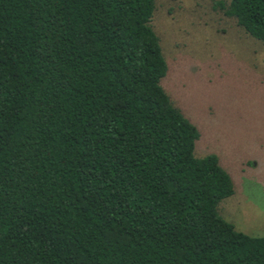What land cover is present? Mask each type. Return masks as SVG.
Instances as JSON below:
<instances>
[{"label": "trees", "instance_id": "obj_1", "mask_svg": "<svg viewBox=\"0 0 264 264\" xmlns=\"http://www.w3.org/2000/svg\"><path fill=\"white\" fill-rule=\"evenodd\" d=\"M156 0H0V264H264L162 81ZM219 6L264 44V0Z\"/></svg>", "mask_w": 264, "mask_h": 264}, {"label": "rangeland", "instance_id": "obj_2", "mask_svg": "<svg viewBox=\"0 0 264 264\" xmlns=\"http://www.w3.org/2000/svg\"><path fill=\"white\" fill-rule=\"evenodd\" d=\"M156 1L152 25L169 64L162 84L201 133L196 156L215 153L234 180L219 214L264 236V44L225 15L224 0Z\"/></svg>", "mask_w": 264, "mask_h": 264}]
</instances>
